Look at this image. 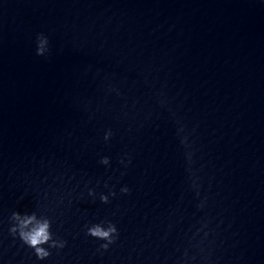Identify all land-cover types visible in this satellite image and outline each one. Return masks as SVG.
I'll use <instances>...</instances> for the list:
<instances>
[{"label":"water","instance_id":"water-1","mask_svg":"<svg viewBox=\"0 0 264 264\" xmlns=\"http://www.w3.org/2000/svg\"><path fill=\"white\" fill-rule=\"evenodd\" d=\"M37 203L67 240L44 264H264V0H0V264H37L8 235Z\"/></svg>","mask_w":264,"mask_h":264},{"label":"clouds","instance_id":"clouds-1","mask_svg":"<svg viewBox=\"0 0 264 264\" xmlns=\"http://www.w3.org/2000/svg\"><path fill=\"white\" fill-rule=\"evenodd\" d=\"M35 55L38 57H47L50 51L49 40L43 33L37 34L35 38ZM183 128H179L177 131V136L180 137V143L185 146V159L189 164V172H191V162H192V152L187 150L188 148V137L182 135ZM113 136L111 129L104 131L102 140L108 143ZM120 165L124 169L131 164V156L125 153L121 156L119 160ZM98 164L103 166L106 170L110 168L111 162L108 156H101L98 160ZM124 173L122 172L121 175ZM111 179V178H109ZM191 180V175L189 176ZM99 184V181H97ZM104 188L107 192L97 193L93 188L85 185L86 195L95 201L97 198L101 204L107 205L110 199L116 196V192L109 188L107 182L104 183ZM191 188L196 192L197 197H199V186L193 182ZM130 189L124 185L119 189L121 195L129 194ZM71 197V193H69ZM83 198V193H81L78 199ZM60 203H63V198H61ZM72 200H68V204L71 205ZM205 200H201L197 205V208H203ZM54 220L46 213L40 211V204L37 203V207L32 211H12L8 216V235L14 240H18L20 244L26 249L30 250L31 255L35 257L37 264H44L48 261L53 250L59 254L67 245V240L57 235L53 231ZM84 236L95 240L98 242V247L96 252L103 254L107 252L109 248L114 245L118 238L119 232L115 223L109 219H101L97 222L86 223L83 227Z\"/></svg>","mask_w":264,"mask_h":264}]
</instances>
